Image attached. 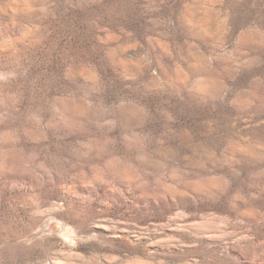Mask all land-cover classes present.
I'll return each instance as SVG.
<instances>
[{
	"label": "rangeland",
	"instance_id": "1",
	"mask_svg": "<svg viewBox=\"0 0 264 264\" xmlns=\"http://www.w3.org/2000/svg\"><path fill=\"white\" fill-rule=\"evenodd\" d=\"M0 264H264V0H0Z\"/></svg>",
	"mask_w": 264,
	"mask_h": 264
},
{
	"label": "bare ground",
	"instance_id": "2",
	"mask_svg": "<svg viewBox=\"0 0 264 264\" xmlns=\"http://www.w3.org/2000/svg\"><path fill=\"white\" fill-rule=\"evenodd\" d=\"M48 222L49 221H47L46 223ZM61 230H62L61 226L56 224L55 222H49L48 225L46 226V232L59 233L61 232Z\"/></svg>",
	"mask_w": 264,
	"mask_h": 264
},
{
	"label": "water",
	"instance_id": "3",
	"mask_svg": "<svg viewBox=\"0 0 264 264\" xmlns=\"http://www.w3.org/2000/svg\"><path fill=\"white\" fill-rule=\"evenodd\" d=\"M57 224V223H56Z\"/></svg>",
	"mask_w": 264,
	"mask_h": 264
}]
</instances>
